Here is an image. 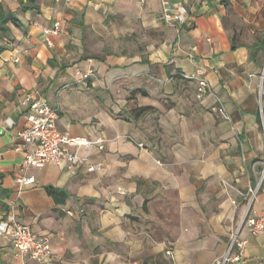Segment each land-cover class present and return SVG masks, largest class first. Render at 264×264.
<instances>
[{"label": "crops", "instance_id": "1", "mask_svg": "<svg viewBox=\"0 0 264 264\" xmlns=\"http://www.w3.org/2000/svg\"><path fill=\"white\" fill-rule=\"evenodd\" d=\"M180 3L186 21L170 25L161 0H0L17 19L0 30V213L49 237L48 264H215L238 230L227 264H264V234L242 225L264 161V0ZM28 93L105 149L81 148L74 173L30 167L20 190ZM0 264H22L4 237Z\"/></svg>", "mask_w": 264, "mask_h": 264}, {"label": "built area", "instance_id": "2", "mask_svg": "<svg viewBox=\"0 0 264 264\" xmlns=\"http://www.w3.org/2000/svg\"><path fill=\"white\" fill-rule=\"evenodd\" d=\"M174 1L161 0L163 17L170 25L184 23L188 14L184 5L181 3L175 5ZM62 29L63 21L61 20L56 21L52 28L44 29L48 45H54L50 37L59 34ZM93 73L94 71L90 69L87 72H80V76L87 79ZM187 77L197 79V97L199 99H204L212 93V87L207 79L199 75H187ZM20 104L26 108L27 123L19 134L24 143L33 146L23 161V174L16 179L20 190L34 182V177L26 175L30 167L43 168L48 163L58 165L65 163L67 168L74 173L82 164L87 162L85 158L79 155L81 148L97 147L100 151L105 149L104 139L91 140L62 133L58 128L59 109L49 105L35 93H28L20 100ZM212 110L224 119L231 120L223 105L215 106ZM72 147L75 148V151L70 150ZM87 164L89 171L97 170V165ZM118 191L125 194L122 187H119ZM243 195L246 200V210L242 225L248 227L251 235L264 234V161L258 182L256 185L248 187ZM256 203L261 207L259 211L255 208ZM238 233L239 230L233 234L227 253L215 264H227L229 261L239 262L241 260V254L234 255L233 250L236 246L243 250L247 242L240 240ZM0 237L10 241L16 257L22 264H48L51 257L49 237L40 235L33 231L31 226L18 222L15 213H0ZM171 253V250L167 251V254Z\"/></svg>", "mask_w": 264, "mask_h": 264}, {"label": "trees", "instance_id": "3", "mask_svg": "<svg viewBox=\"0 0 264 264\" xmlns=\"http://www.w3.org/2000/svg\"><path fill=\"white\" fill-rule=\"evenodd\" d=\"M22 10H26L29 7L22 6ZM17 19L13 16V14H7L4 12L3 7L0 5V30L7 31L8 28L6 27V24L9 21H16Z\"/></svg>", "mask_w": 264, "mask_h": 264}]
</instances>
